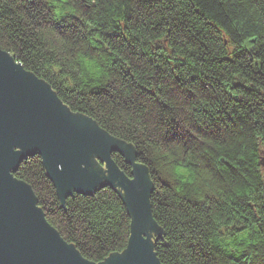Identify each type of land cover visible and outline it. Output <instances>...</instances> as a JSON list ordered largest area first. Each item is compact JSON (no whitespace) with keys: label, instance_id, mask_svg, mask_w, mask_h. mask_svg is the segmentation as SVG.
I'll return each mask as SVG.
<instances>
[{"label":"trees","instance_id":"16d2710c","mask_svg":"<svg viewBox=\"0 0 264 264\" xmlns=\"http://www.w3.org/2000/svg\"><path fill=\"white\" fill-rule=\"evenodd\" d=\"M67 6L77 15L56 16L45 0H0V49L133 151L151 185L160 264H264V0ZM82 56L108 80L81 79ZM111 158L131 178L126 158ZM14 177L85 260L126 249L131 219L117 191L62 203L38 154Z\"/></svg>","mask_w":264,"mask_h":264},{"label":"water","instance_id":"95a60500","mask_svg":"<svg viewBox=\"0 0 264 264\" xmlns=\"http://www.w3.org/2000/svg\"><path fill=\"white\" fill-rule=\"evenodd\" d=\"M114 152L132 166L131 178L112 161ZM34 154L62 203L75 193L110 187L126 205L131 219L126 249L98 264H160L151 242L159 234L151 216V185L133 151L92 119L72 113L47 83L0 49V264H95L46 221L31 187L14 177L21 161Z\"/></svg>","mask_w":264,"mask_h":264},{"label":"clouds","instance_id":"9594fccd","mask_svg":"<svg viewBox=\"0 0 264 264\" xmlns=\"http://www.w3.org/2000/svg\"><path fill=\"white\" fill-rule=\"evenodd\" d=\"M45 3L52 5L56 10L55 15L61 16L65 13L77 15V13L68 5V0H45ZM80 69H73V71H79L80 78L85 79L86 77H92L97 81H107L108 76L99 68L96 62L88 57L79 58Z\"/></svg>","mask_w":264,"mask_h":264},{"label":"rangeland","instance_id":"374dc122","mask_svg":"<svg viewBox=\"0 0 264 264\" xmlns=\"http://www.w3.org/2000/svg\"><path fill=\"white\" fill-rule=\"evenodd\" d=\"M264 166V165H263ZM44 213V212H43Z\"/></svg>","mask_w":264,"mask_h":264}]
</instances>
